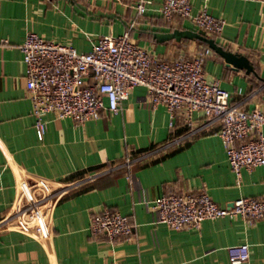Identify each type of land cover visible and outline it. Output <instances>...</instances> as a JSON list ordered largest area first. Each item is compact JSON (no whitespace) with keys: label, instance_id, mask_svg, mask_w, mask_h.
Listing matches in <instances>:
<instances>
[{"label":"crops","instance_id":"obj_1","mask_svg":"<svg viewBox=\"0 0 264 264\" xmlns=\"http://www.w3.org/2000/svg\"><path fill=\"white\" fill-rule=\"evenodd\" d=\"M152 1L137 18L133 8L111 0H0V223L15 213L22 179L42 177L55 191L65 190L51 216L49 239L0 229V264H232L228 248L241 243L250 247L248 264H264L263 219H207L199 230H173L152 207L156 199L182 192L206 191L221 207L241 197L264 200V165L243 170L238 184L221 124L204 113L194 112L192 124L183 110L172 117L165 105L153 109L146 88L138 86L118 113L103 112L84 125L46 114L45 134L38 137L20 50L26 34L88 52L102 36L131 27L134 41L162 59L207 45L197 39L160 42L154 33L196 29L180 18L165 21L158 11L164 0ZM190 1L194 13L206 9L225 19L222 34L209 37L254 66L250 73L236 69L213 51L206 77L219 80L231 104L264 111V0ZM105 209L132 219L130 239L90 231L92 217Z\"/></svg>","mask_w":264,"mask_h":264},{"label":"built area","instance_id":"obj_2","mask_svg":"<svg viewBox=\"0 0 264 264\" xmlns=\"http://www.w3.org/2000/svg\"><path fill=\"white\" fill-rule=\"evenodd\" d=\"M111 1L133 8L137 18L145 16L153 4L152 0ZM158 11L165 21L187 20L196 31H205L208 36L221 35L226 25L225 19L206 9L194 13L190 0H164ZM130 30L102 36L88 52L48 40L34 31L26 34L20 50L38 137L42 139L45 134L46 114L84 125L99 119L103 112L118 113L132 90L143 86L153 109L165 105L172 117L183 110L190 124L193 113L200 111L221 124L220 138L238 184L243 170L263 166L264 111H245L231 104V93L220 86L219 80L206 77L205 63L213 50L202 45L192 55L178 53L172 59H162L134 41ZM64 192L55 191L42 177L22 179L12 206L15 213L5 217L0 229L16 228L39 240L49 239L53 232L51 216ZM152 207L159 212L160 222L173 230H199L204 220L225 217L239 216L249 224L264 220V200L241 197L231 206L221 207L206 191L171 193L156 199ZM134 230L130 217L112 209L95 214L90 224L94 235L110 240L130 239ZM228 256L232 264H248L250 247L247 243L232 245Z\"/></svg>","mask_w":264,"mask_h":264},{"label":"water","instance_id":"obj_3","mask_svg":"<svg viewBox=\"0 0 264 264\" xmlns=\"http://www.w3.org/2000/svg\"><path fill=\"white\" fill-rule=\"evenodd\" d=\"M98 14L102 15V13ZM106 16L111 17V15ZM154 36L160 42L167 41L170 39H176L177 41H181L182 39L200 40L202 42H205L213 51L221 55L227 64L232 65L236 69H246L248 73L254 72V66L247 56L241 53L232 52L230 50L225 49L224 47L219 45L214 38L209 37L205 31L175 30L171 33H154Z\"/></svg>","mask_w":264,"mask_h":264}]
</instances>
